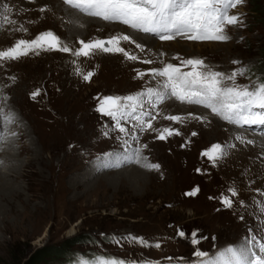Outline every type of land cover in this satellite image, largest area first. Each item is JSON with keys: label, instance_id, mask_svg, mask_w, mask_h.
<instances>
[{"label": "rangeland", "instance_id": "374dc122", "mask_svg": "<svg viewBox=\"0 0 264 264\" xmlns=\"http://www.w3.org/2000/svg\"><path fill=\"white\" fill-rule=\"evenodd\" d=\"M13 1L0 0V7L4 10L0 8V51L14 46L19 39H35L46 31L61 37L62 42L72 49L80 47V40L108 39L122 33L104 31L94 22L81 20L79 12L70 11L67 22L65 17L58 20L40 18L24 22L16 31L4 34L12 18L25 19V15L21 17L19 14L24 8L22 3H33L35 0L15 1L17 6L11 5ZM229 14L237 15L239 22L226 26V34L230 37L226 42L191 41L180 36L171 41H161L151 36L150 39L160 45L138 40L136 43L144 47L141 51L132 42L121 40L120 46L129 54L138 56L139 61L129 60L122 53H105L101 50H96L89 57H75L57 50H38L39 54L31 52L18 59L21 61L16 66L11 65L9 60L8 63L0 60V172L16 175L13 170L18 160L24 164L32 156V152L20 154L22 147L33 143L42 152V136L48 139H45V143L49 144V150L43 153L46 167L36 164V168H42V177L29 175L19 180L23 197L22 200L13 201L19 213L10 211V201L3 204L8 219L6 224L0 222V264H19L23 257L30 256L36 249L74 238L80 242L72 246L66 257L42 264H80L82 259L95 261L100 256L119 258L133 264H200L194 251H205L212 257L223 250V245H245L246 239L253 235L257 236L259 242L260 237L264 236V210L261 209V202L264 201V146L260 152L261 146H254L256 148L250 150L241 145L229 148L232 142L237 144L231 128L225 125L220 132L207 134L205 129H210L213 120L208 122L193 117L192 113H198L186 103L180 105L193 108L188 109L192 110L191 114L184 113L182 107H170L165 109V115L160 119L161 104L151 109L156 115L152 124L157 119L161 123L168 121L166 117L176 115V112L185 115V121L180 126L185 134L173 141H168L172 136L165 140L158 139L162 129H173L171 125L141 131L134 127V121L123 123L138 139L124 137L118 130L113 131L114 122L109 117L96 110L98 97L134 95L149 87L156 88L160 81L148 74L151 69L167 63L180 66L182 60L190 58L202 59L209 69L226 75L244 69V74L238 76L236 82L250 88L259 84L264 80V0H243L242 4L230 9ZM111 23L127 27L118 22ZM144 60H151L152 64L143 63ZM76 68H80L84 74L92 71L94 75L90 81H85L82 75L77 74ZM61 69L64 71L62 74ZM182 70L186 72L191 68L182 67ZM21 71L26 82H21L20 78L16 81L14 77L20 75ZM139 72L146 75L141 79ZM63 74L67 77L66 81ZM65 85L70 89L68 96L62 92ZM37 90L39 95L33 98L32 94ZM145 108H149L147 102ZM69 125L72 128L68 129ZM247 128H243L246 133H255L264 138L263 130L260 133L251 129L247 131ZM105 131L109 133L107 136L103 134ZM28 133L32 136H28ZM121 138L128 139L127 146L122 144ZM217 143L225 147L226 155L215 163L207 162L201 156V151H211ZM133 149H144L145 156H141L146 157L148 162L162 165L164 170L155 174L144 171L143 167L136 168L134 163L125 159L132 155ZM109 152H119L126 163L119 162L117 167V161L113 158L114 164L105 167L101 157ZM180 156H184L186 161ZM259 158L263 160L260 162ZM230 164L237 165L235 172H229ZM66 165L71 166V173L67 174L68 171L64 169ZM22 170L19 166L15 172ZM28 172L25 171V174ZM77 176H81L79 184L76 183ZM62 181L68 185L70 192L66 194L68 197L61 195L64 198L54 203L49 194ZM229 188H235L241 198V202H238L233 197L235 202L231 208L221 203L222 196L230 195ZM193 191L195 195H188ZM29 197L33 199L30 204L27 201ZM27 203L28 213L24 208ZM35 206H39L38 211ZM25 214L27 220L24 221ZM181 231L185 233L184 236L179 234ZM129 237H142L147 245L133 242ZM194 238L199 240L198 244L192 243ZM156 244L159 247H155ZM258 254L264 255L259 251Z\"/></svg>", "mask_w": 264, "mask_h": 264}, {"label": "snow or ice", "instance_id": "6c2138e0", "mask_svg": "<svg viewBox=\"0 0 264 264\" xmlns=\"http://www.w3.org/2000/svg\"><path fill=\"white\" fill-rule=\"evenodd\" d=\"M63 2L71 9L89 17L99 18L109 23L118 22L134 31L151 34L161 41H171L180 36L191 41L224 42L230 39L226 34V26L239 22V17L230 15L229 10L242 4L243 0H63ZM121 40L130 41L136 48L144 50L143 45L136 43L127 34L89 42L80 40V47L72 49L62 42L61 37L52 31H46L35 39H19L14 46L0 51V60H18L31 52L39 54L38 50H57L71 53L75 57H89L96 50H101L105 53H122L129 60H137L136 55L129 54L124 47L120 46ZM143 63L150 64L152 61L144 60ZM234 63L238 62L234 61ZM182 67H190L191 70L185 72L182 71ZM244 71L239 69L226 75L219 71H212L202 59L198 58L182 60L180 66L167 63L161 68L151 69L148 73L153 77L163 78L156 88L149 87L134 95L98 97L96 110L114 122L113 131L118 130L119 133L124 134V137H131L132 140H137L138 137L132 136L123 122L134 121V127L140 128L141 131L153 129L152 121L156 119V115L151 109L167 98H175L182 103L208 108L224 121L241 128L264 126V80L251 88L238 84L237 78L243 75ZM76 72L82 75L85 81H90L94 75L92 71L84 74L80 68H76ZM145 75V72L138 73L141 79ZM32 95L35 98L39 95V90ZM146 102L149 105L147 110ZM6 118L14 119V117ZM166 118L176 122L181 120V117L176 115ZM103 134L107 136L109 133L105 131ZM173 134L179 133H174L173 129L166 127L159 132L158 139L165 140ZM237 139L245 142L243 137L238 136ZM121 140L124 146L128 145V139L121 138ZM246 142L253 143L251 140ZM228 147H234V145H228ZM140 152V149H133L132 155L126 156L125 159L148 170L160 169L159 164L148 162ZM203 155L215 163L226 155L225 147L219 143L214 144L211 151H205ZM120 156L119 152H109L105 153L101 159L105 161V167H110L112 166L110 162L115 158L117 161L115 166L118 167ZM229 193L230 195L221 197V203L227 208L233 207V197L238 196L235 188H229ZM195 194V191L188 193V195ZM261 207L264 210V201L261 202ZM179 234L185 235L183 231ZM129 239L147 245V241L142 237H129ZM192 243L198 244L199 240L194 238ZM251 244H255L259 253L264 254V236L260 237L258 242L257 236L253 235L246 239L245 245L239 248L228 247L216 254L214 258L209 257V253L205 251H194V255L200 260V264H264V255L254 252L252 247L248 246ZM155 247L159 245L156 244ZM80 264H126V262L119 258L100 256L95 261L82 259Z\"/></svg>", "mask_w": 264, "mask_h": 264}, {"label": "bare ground", "instance_id": "6f19581e", "mask_svg": "<svg viewBox=\"0 0 264 264\" xmlns=\"http://www.w3.org/2000/svg\"><path fill=\"white\" fill-rule=\"evenodd\" d=\"M15 1H18V0H15ZM15 1H13V2H11V5H16L15 4ZM20 2H23V0H19ZM6 2H7V0H6ZM18 4V3H17ZM23 4V7L24 8H21L22 10H21V13H19L20 14V16L21 17H23L24 15H25V19L22 21V19H19L18 17H16V18H12V21L11 22H8V24H7V26H9L8 28H7V30L4 32V34H9V32H13L14 30L16 31V29H18L17 27L21 24L22 26H23V24L22 23H29V22H31V21H37V20H39L40 18L42 19V18H45V19H51V20H53L54 18L56 19V20H58V19H60V17H65V19H66V22H67V19H69V17H70V11H74L76 14L78 13L77 11H75V10H72L71 8H69V6L68 5H66L64 2H63V0H35L33 3H22ZM22 4L20 3V5L22 6ZM3 5V4H2ZM1 5V6H2ZM13 5V6H14ZM17 6V5H16ZM4 7H6V6H4ZM3 7V8H4ZM1 8V7H0ZM9 8V7H8ZM41 8H43V9H45L44 11H41L40 9ZM2 9V8H1ZM13 9V8H12ZM15 9H17V7L15 8ZM69 10V11H68ZM2 11H4L3 9H2ZM17 11V10H16ZM2 13H4V12H2ZM9 13H11L10 12V10H9ZM14 13V12H13ZM27 13H29V14H27ZM12 14V13H11ZM79 15H81V17H80V19L81 20H84L85 22H94V23H96L97 25H98V28H100V26H102V28H103V30L104 31H108V32H110V31H120V32H122V33H124V34H127V35H130L131 37H132V39L133 40H135L136 42H138V40L139 41H142V42H148L149 44H153V45H160L159 43H156V41L155 40H151L150 39V37L151 36H144L143 34H141V33H139V32H137V31H134V30H132V29H130V28H127V27H124V26H121V25H117L116 23L115 24H113V23H109V22H105V21H103L102 19H96V18H93V17H88V16H85V15H83V14H80V13H78ZM5 15H7V14H4V16ZM9 15V14H8ZM18 15V14H17ZM10 16V15H9ZM20 17V18H21ZM5 18V17H4ZM76 20H78L79 22H81V20H79L78 18H76ZM24 23V24H25ZM25 28H26V26H25ZM121 33V34H122ZM4 34H2V35H4ZM121 34H119V35H121ZM4 37V36H3ZM10 37V36H9ZM18 37V36H17ZM182 38V37H181ZM152 42H155V43H152ZM215 42V41H214ZM226 42V41H225ZM134 44V43H133ZM135 45V44H134ZM188 46V45H187ZM114 54H117V53H114ZM138 57V56H137ZM23 60V59H22ZM138 60V59H137ZM21 60H9V63L11 64V65H18V63L20 62ZM139 61V60H138ZM5 63L7 62L8 63V61H4ZM71 61H69V63H70ZM120 62H123V61H120ZM4 63V64H5ZM117 63V62H116ZM164 63V62H163ZM128 64V63H127ZM126 64V65H127ZM152 64V63H151ZM67 65H69V64H67ZM162 65V64H161ZM9 66V65H8ZM124 66V65H123ZM128 66V65H127ZM164 66V65H163ZM163 66H161V67H163ZM125 67V66H124ZM136 67V66H135ZM160 67V68H161ZM64 68H68V67H64ZM127 68V67H126ZM125 68V69H126ZM129 68V67H128ZM16 69V68H15ZM14 69V70H15ZM29 69V68H28ZM20 70V69H19ZM62 70V69H61ZM183 71V70H182ZM20 72V71H19ZM62 72H64L63 70L61 71V73L60 74H62ZM117 74V73H116ZM123 74V73H122ZM225 74V73H224ZM11 75V74H10ZM64 75V77H65V74H63ZM121 75V73H119L118 74V76H120ZM15 77V79H16V81H17V79H18V81H19V78H20V80H21V82H23V81H25V76H24V73L21 71V73H20V75H18L17 74V76H14ZM132 77V76H131ZM31 78V77H30ZM158 79H159V81L160 82H162L163 81V78H161V77H157ZM67 80V77H65V81ZM9 81H10V79H9ZM26 82V81H25ZM64 82V81H63ZM151 83V82H150ZM158 83V82H157ZM25 84V83H24ZM23 84V85H24ZM149 84V83H148ZM155 84V83H154ZM158 85V84H157ZM6 86V85H5ZM152 86H153V84H152ZM10 87V86H9ZM12 87V86H11ZM25 87H27V86H25ZM56 87H58V84L56 85ZM157 87V86H156ZM59 88V87H58ZM154 88V87H153ZM19 89V88H18ZM57 89V88H56ZM56 89H54V90H56ZM57 91H59V90H57ZM1 92V91H0ZM62 92H63V95H69L70 94V89H69V86L68 85H65L64 87H63V89H62ZM29 94V93H28ZM57 94H59V92L57 93ZM30 95V94H29ZM16 96V95H15ZM22 97V96H21ZM13 100V99H12ZM167 102H166V99H165V101L163 102V103H161V106H160V110H159V115H160V119L165 115V109L166 108H170V107H176V108H179L180 107V109H181V105L180 104H183L182 102H180V101H178V100H176L175 98H167ZM16 101V100H15ZM32 101H34V100H32ZM166 102V103H165ZM26 104V103H25ZM167 104V105H166ZM187 104V103H186ZM160 105V104H159ZM166 105V106H165ZM187 105H190V104H187ZM46 106V105H45ZM193 107H194V112H196V113H198V114H191V112H192V110H188V109H193V108H186V107H182L183 109H185L184 110V113L185 112H188L189 114H191L193 117L195 116V118H202L204 121H208V122H210L209 120L211 119V120H213V123L211 124V126H210V129H209V127L208 128H206L205 129V131H206V133L207 134H209V135H212L213 133H217V132H220L221 131V129H222V126H228V127H230L231 128V131H232V135H233V139H234V141L235 142H237V144L235 145V143H233L232 142V144L234 145V147H236L237 145H241L242 147H246L247 149H252V148H258L259 146H261V150H259V152L260 151H263V146H264V138L262 137V136H258L257 134H255V133H253V134H248V133H246L245 131L246 130H244L243 128H247V127H250V128H253V129H255V127H257V126H246V127H243V128H241V127H239V126H237V125H232V124H229L228 122H226V121H224L222 118H220L219 116H217V115H215L214 113H212L211 112V110L210 109H208V108H205V107H203V106H199V105H192ZM87 109V108H86ZM171 110V109H170ZM188 110V111H187ZM181 112H176V116H180L181 117V120L179 121V122H176L175 123V121H174V123L175 124H173L172 122L170 123V122H168V121H164V122H160L159 121V119H157L155 122H154V124H153V129H151L152 131L153 130H155L157 127H161V125L162 126H167V125H171V127L174 129V133L175 132H178L179 134L177 135V134H173L172 135V137L171 138H169L168 139V141H170V140H174V139H176V138H180V137H182L184 134H185V131L183 132L182 131V129L180 128V126L183 124V122L185 121V119H184V117H185V115H181L180 114ZM200 114V115H199ZM3 119H2V123H3ZM75 123V122H74ZM0 125H1V122H0ZM201 125V124H200ZM70 128H72V125H69L68 126V129H70ZM77 128V127H76ZM262 128L263 127H260V131L262 130ZM75 129V128H74ZM248 129L249 128H247V131H248ZM163 130V129H162ZM203 132V131H202ZM227 132V131H226ZM250 132V131H249ZM264 132V131H263ZM1 134V133H0ZM24 134H26V133H24ZM203 134V133H202ZM28 136H32L31 135V133H28L27 134ZM54 136V135H53ZM238 136H240V137H243V139H244V141L245 142H241V140H239V139H237V137ZM41 137V136H40ZM205 137V136H204ZM226 137V136H225ZM42 138V140L40 139V142H41V144H42V147H43V151L42 152H39L38 150H37V147H35L34 146V144L33 143H31L30 144V146L28 145V146H24V147H22L21 148V153L20 154H22V152H32V156L31 157H29L28 159H27V161L23 164L22 162H20V160H18V165H16L15 166V170L16 169H18L19 168V166H21L22 167V172L20 171V172H15V170H13V172L16 174V175H14V174H12V173H8V172H4V173H2V172H0V222H2V223H7V219H8V212L6 211V210H4L3 209V204L6 202V203H8L9 201L11 202V204H9V206L11 207L10 209V211H12L14 214L16 213H19V211L17 210V207L15 206V204L13 203V201L15 200V199H18V200H22V194H23V191H22V187H21V185L19 184V180L20 179H23V177H25V178H27V176H31L32 175V177L34 176V177H36V176H40V177H42V173H43V171H42V168H40V169H38V168H36V164H40V165H42V167L43 168H45L46 167V163H47V161L45 160V156H43V153L46 151V150H49V144H47V143H45V139H47V138H45V136H42L41 137ZM48 140V139H47ZM206 140V139H205ZM231 140V139H230ZM247 140H251V141H253V142H260V143H252V144H248L246 141ZM168 141H166V142H168ZM224 141V140H223ZM228 142V141H227ZM208 143V142H207ZM206 143V144H207ZM231 144V145H232ZM156 145V144H155ZM230 145V144H229ZM23 146V145H22ZM159 146H161L160 144H159ZM182 146V145H181ZM254 146H256V147H254ZM181 149H184V150H186V148L185 147H182ZM144 150V149H143ZM143 150H141V155H144V152L145 151H143ZM238 150V149H237ZM205 151H210L209 149H206V150H202L201 151V156L205 159V160H207V162L209 161V162H212V161H210L209 160V158L207 157V156H204L203 155V153L205 152ZM226 151V150H225ZM232 151V150H231ZM234 152V151H233ZM1 153V152H0ZM230 153V152H229ZM240 153V152H239ZM25 154V153H24ZM241 154V153H240ZM248 154V153H247ZM191 155V154H190ZM190 155H188L189 157H190ZM192 155H193V153H192ZM198 155V154H197ZM236 155V154H235ZM19 156H21V155H19ZM145 156V155H144ZM255 156V155H254ZM25 157V156H24ZM173 157H176L175 155H173ZM179 157V155L177 156V158ZM258 157V156H257ZM146 158V157H145ZM180 158H181V156H180ZM183 159H184V156L182 157ZM181 158V159H182ZM199 157H197V159H198ZM226 158V157H225ZM253 158V157H252ZM122 158H120V163L121 162H124V163H126V161H125V159H122ZM176 159V158H175ZM179 159V158H178ZM177 159V160H178ZM230 159V158H229ZM247 159V158H246ZM256 159V158H255ZM258 159V158H257ZM24 160V159H23ZM23 160H21V161H23ZM26 160V159H25ZM173 160V159H172ZM185 160V159H184ZM235 160V159H234ZM240 160V159H239ZM261 160H263V159H261V158H259V161L261 162ZM112 161H114V160H112ZM110 162L111 164H114L113 162ZM150 161V160H149ZM186 161V160H185ZM221 161V160H220ZM253 161H254V159H253ZM252 161V162H253ZM258 161V160H257ZM153 162V161H152ZM178 162H179V160H178ZM177 162V163H178ZM183 162V161H182ZM200 162H201V160H200ZM204 162V161H203ZM223 162V161H222ZM221 162V163H222ZM181 163V162H180ZM186 163V162H185ZM202 163V162H201ZM206 163V162H205ZM237 163V162H236ZM247 163V162H246ZM122 164V163H121ZM175 164V163H174ZM189 164V163H188ZM220 164V163H219ZM252 164V163H251ZM256 164H258V163H256ZM136 165V164H135ZM192 165V164H191ZM204 165V164H203ZM222 165V164H221ZM225 165V164H224ZM243 165V164H242ZM260 165V164H259ZM133 166H134V164H133ZM132 166V167H133ZM178 166V165H177ZM176 166V167H177ZM184 166H185V164H184ZM195 166V165H194ZM208 166V165H207ZM210 166V165H209ZM217 166V165H216ZM220 166V165H219ZM226 166V165H225ZM68 167H69V169H68ZM67 167V165H66V168H64V169H66V172H67V174L68 173H71V170H72V168H70L71 166L69 165ZM131 167V168H132ZM136 168H141V169H143L140 165H136L135 166ZM183 167V166H182ZM181 167V168H182ZM244 167V166H243ZM125 168V167H124ZM197 168V167H196ZM201 168V167H200ZM209 168V167H208ZM211 168V167H210ZM213 168V167H212ZM219 168V167H218ZM217 168V169H218ZM226 168V167H225ZM238 167H237V165L235 164V165H233V164H230V166H229V172L231 173V172H235V170L237 169ZM26 169V170H25ZM29 169H30V171H29ZM179 169V168H178ZM192 169H195V167L193 168L192 167ZM216 169V168H215ZM222 169H224V168H222ZM254 169V168H253ZM256 169V168H255ZM135 170V169H134ZM145 170H147V171H149L150 173H159L160 171H163L164 169H163V166L162 165H160V169L159 170H148V169H145L144 168V171ZM181 170V169H180ZM213 170V169H212ZM260 170H262V169H260ZM25 171L26 172H28L27 173V175L25 174ZM139 171V170H138ZM179 171V170H178ZM182 171V170H181ZM199 171V170H198ZM200 171H202V170H200ZM206 171V170H205ZM228 171V170H227ZM12 172V171H11ZM136 172V171H135ZM134 172V173H135ZM140 172V171H139ZM191 172H192V170H191ZM195 172H197L196 170H195ZM209 172V171H208ZM211 172V171H210ZM86 173V172H85ZM161 173V172H160ZM165 173V172H164ZM184 173V172H183ZM182 172H181V174H183ZM189 173H190V170H189ZM188 173V174H189ZM198 173V172H197ZM207 173V172H206ZM217 173H219V172H217ZM44 174V173H43ZM132 174V173H131ZM143 174V173H142ZM180 174V175H181ZM200 174V173H199ZM213 174V173H212ZM216 174V173H215ZM235 174V173H234ZM130 175V174H129ZM140 175V174H139ZM144 175V174H143ZM165 175V174H164ZM167 175V174H166ZM165 175V176H166ZM179 174H178V176H180ZM201 175V174H200ZM221 175V174H220ZM229 175H231V174H229ZM132 176V175H131ZM163 176V175H162ZM168 176V175H167ZM177 176V175H176ZM177 176V177H178ZM183 176H186V175H183ZM188 176V175H187ZM194 176V175H193ZM207 177H208V175H206ZM78 177V179H77V184H79V183H81V176H77ZM156 177V176H155ZM176 177V178H177ZM211 177V176H210ZM215 177H216V175H215ZM219 176H217V178H218ZM233 177V176H232ZM138 178L140 179V176H138ZM161 178V177H160ZM169 178V177H168ZM175 178V179H176ZM194 178H196V176L194 177ZM144 179V178H143ZM200 179H201V177H200ZM86 180V179H85ZM85 180H84V183H85ZM174 180V179H173ZM212 180V179H211ZM131 181V180H130ZM133 181V180H132ZM146 182H147V180H146ZM213 182H214V180H213ZM62 184H60L58 187H57V189L55 188V189H53V190H51V192H50V197L52 198V200H53V202L55 203V202H60V200H62L64 197H62L61 195H65V196H67L66 194H68V191L70 192V190H69V187H68V185L67 184H65V182H61ZM87 183V182H86ZM137 183H138V180H137ZM139 184V183H138ZM170 184H172V183H170ZM174 184V183H173ZM163 185V184H162ZM216 186H218V185H216ZM78 187V186H77ZM150 187V186H149ZM196 188V187H195ZM198 188V187H197ZM62 189V190H61ZM205 189V188H204ZM215 190V189H214ZM260 190V189H259ZM158 192V191H157ZM173 193V192H172ZM259 193V192H258ZM261 193H262V191H261ZM171 194V193H170ZM260 194V193H259ZM52 195V196H51ZM256 196V195H255ZM68 197V196H67ZM258 198V197H257ZM28 203L30 204V202L31 201H33V199L31 198V197H29L28 198ZM235 201H238V202H241V198L239 197V196H236L235 197ZM234 201V202H235ZM15 202V201H14ZM62 202V201H61ZM233 202V203H234ZM243 202V201H242ZM28 203L27 204H24V208L26 209V213H28L29 211L27 210L28 209V207H27V205H28ZM63 203H64V201H63ZM62 203V204H63ZM47 205H48V203H47ZM57 205H58V203H57ZM35 208H36V210L38 211V208H39V206H35ZM46 208H47V206H46ZM48 209V208H47ZM262 209V208H261ZM48 211V210H47ZM68 211V210H67ZM63 212H64V210H63ZM264 212V211H263ZM35 213V212H34ZM38 213V212H37ZM30 214V213H29ZM47 214V213H46ZM67 214V213H66ZM32 216H33V214H31ZM30 215V217H32ZM49 215V214H48ZM24 216V221L25 220H27V215L25 214V215H23ZM28 217H29V215H28ZM50 217V216H49ZM46 218V217H45ZM258 218H260L259 216H258ZM29 219V218H28ZM257 219V218H256ZM258 220V219H257ZM262 220H263V217H262ZM256 221V220H255ZM254 221V222H255ZM260 221V220H259ZM256 223V222H255ZM258 223V222H257ZM261 223V222H260ZM263 223H264V221H263ZM261 226V225H260ZM257 229V228H256ZM260 241V240H259ZM224 247H223V249H226V248H228V247H235V248H239V247H241V246H243V244L242 243H238V244H226V245H223ZM250 246V245H249ZM251 247H252V250L254 251V252H257V254H258V248H256V246H255V244H251ZM221 249V248H220Z\"/></svg>", "mask_w": 264, "mask_h": 264}, {"label": "trees", "instance_id": "16d2710c", "mask_svg": "<svg viewBox=\"0 0 264 264\" xmlns=\"http://www.w3.org/2000/svg\"><path fill=\"white\" fill-rule=\"evenodd\" d=\"M78 238L68 239L59 244L45 246L33 251L30 256L23 257L19 264H42L49 260H57L66 257L72 246L78 244Z\"/></svg>", "mask_w": 264, "mask_h": 264}]
</instances>
